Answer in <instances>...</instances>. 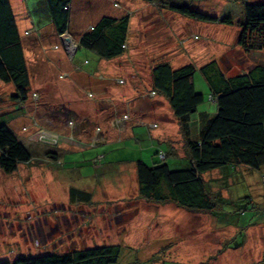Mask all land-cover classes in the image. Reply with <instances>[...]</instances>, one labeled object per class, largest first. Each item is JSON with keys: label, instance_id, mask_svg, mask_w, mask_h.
<instances>
[{"label": "rangeland", "instance_id": "rangeland-1", "mask_svg": "<svg viewBox=\"0 0 264 264\" xmlns=\"http://www.w3.org/2000/svg\"><path fill=\"white\" fill-rule=\"evenodd\" d=\"M10 1L27 42L30 93L18 104L11 99L12 85L0 82V124L8 122L33 156L13 173L0 170V262L117 245V264H264V168L205 174L213 196L234 202L211 214L139 198L133 162L152 166L158 161L156 151L166 153L169 143L177 156L160 160L172 169L188 165L167 101L152 92L151 70L163 62L173 69L192 64L198 70L215 61L226 76H234L263 66L264 51L245 52L236 42L244 3L264 0H166L218 20L229 16L231 24L197 21L158 0H72L69 31L61 36L54 32L44 0H20L18 8ZM100 9L102 17L130 16L125 53L111 60L78 49L81 35L101 18ZM29 20L41 37L43 32L42 45L36 33L29 35L34 29ZM66 37L71 43L63 46ZM193 83L206 100L199 109L213 113L198 71ZM59 104L75 113L68 114ZM54 125L64 127L62 137H49ZM141 125L129 136L131 127ZM97 133L106 135L107 145L66 152L60 163L49 158L54 148L63 150V139L83 135L88 145ZM77 181L87 185L83 189L92 195L90 204L70 201V189H81Z\"/></svg>", "mask_w": 264, "mask_h": 264}, {"label": "trees", "instance_id": "trees-1", "mask_svg": "<svg viewBox=\"0 0 264 264\" xmlns=\"http://www.w3.org/2000/svg\"><path fill=\"white\" fill-rule=\"evenodd\" d=\"M71 1L44 0L58 36L69 31ZM158 1L197 21L232 22L229 16L218 20L187 5ZM129 22L130 16L101 17L81 35L78 49L82 48L104 60L122 56L126 49ZM236 43L245 52L264 51V3H244ZM25 45L27 42L18 31L10 0H0V82L12 85L14 93L11 99L18 104H23L30 93ZM197 71L208 88V100L215 109L213 113L199 109L206 100L194 87L193 79ZM151 85L152 92L167 101L179 128L188 165L179 169L170 168L165 159L177 156L170 144H167V151L163 154L164 161L160 160L157 152L158 161L152 166L142 160H134L138 197L157 205L173 204L193 213L216 214L222 206H232L234 202L230 199L210 193L203 176L223 168L229 171H235L237 167L252 171L264 168V65H255L246 72L226 76L215 61L198 70L192 64L173 69L169 63L163 62L152 68ZM54 149L49 150V158L56 163L59 155ZM32 156L33 153L17 138L10 124H0V170L6 174L13 173L20 163H30ZM102 158L105 159V156ZM98 161H94V166ZM69 197L72 203L90 204L92 199L90 193L73 188ZM231 222L226 220L227 224ZM239 235L244 243L243 233ZM120 256L121 247L112 245L73 249L62 254L54 252L19 257L0 264H117Z\"/></svg>", "mask_w": 264, "mask_h": 264}, {"label": "crops", "instance_id": "crops-1", "mask_svg": "<svg viewBox=\"0 0 264 264\" xmlns=\"http://www.w3.org/2000/svg\"><path fill=\"white\" fill-rule=\"evenodd\" d=\"M16 2H17V4H18V6H17V8L18 7H20V4H21V1L20 0H15ZM103 2H105V4H107V1L106 0H102ZM20 3V4H19ZM10 4H11V1H10ZM12 7V6H11ZM100 11V15H101V17H102V15H105V13L102 11V9H100L99 10ZM98 11V12H99ZM28 19H29V17H28ZM22 22H25L24 20L22 21ZM33 24V22H30V20L29 21H27V25L29 26V25H32ZM33 27H34V29H33V31H29V32H31V34L33 35V33H36L37 34V39H38V42L40 41V45H42V42H44V34H43V32H42V37L40 36V34H41V31L38 29V28H36L34 25H32ZM24 29H29V27H26L25 26V28ZM31 34H29V35H31ZM75 37H77V35H75ZM78 40H79V38H78ZM47 40L45 39V42H46ZM49 43V42H48ZM38 45H39V43H38ZM64 46V45H63ZM40 47V46H39ZM42 47V46H41ZM56 47V46H55ZM76 53V52H75ZM70 58V57H69ZM71 59V58H70ZM87 62V61H86ZM77 69V68H76ZM96 73V72H95ZM90 77V76H89ZM86 79H88V80H90V78H87L86 77ZM86 79L84 80V82H87L86 81ZM101 79H102V77H101ZM78 80H80V79H78ZM82 80V79H81ZM60 106H62V107H65V110L69 113H75L74 111H72V110H70V109H68L65 105H61V104H59ZM87 115V114H86ZM82 117H87L88 118V116H82ZM39 121H40V119H39ZM39 121H38V124H40L39 123ZM177 124V123H176ZM65 126H66V124H65ZM54 127H56V128H50L49 130H50V133L52 134V135H54V136H58V137H62V131H64L65 129H59V127H57L56 125H54ZM123 128H124V126H122ZM137 127H144V126H133V127H131L130 128V133H129V136H134V131H133V129L134 128H137ZM148 129H150L148 126H146ZM122 128V129H123ZM57 129V130H56ZM121 128H120V133H121V130H122ZM152 129V128H151ZM118 131V133H119V129L117 130ZM69 132V131H68ZM122 132H123V130H122ZM147 132V131H146ZM119 133V134H120ZM148 134V133H147ZM152 134V133H151ZM46 135V134H45ZM149 135V134H148ZM152 136V135H151ZM161 137V136H160ZM157 138V139H159V141H162V140H164V138ZM72 138V137H71ZM87 138V137H84L83 135H79V138H73L72 140H69V139H63L62 140V144H63V150H58V148L56 149L57 151H58V155H59V158H58V162L60 163V161H61V159H62V155L64 154V153H66V152H68V153H76V152H85V151H87V150H89L90 148H93V147H98V146H100V145H102V144H104V145H107L108 144V142H106L105 140H106V135L103 133V134H94L93 135V139L91 140H89V142L91 143V145H90V143H88V145H86L87 143V141L86 140H88V139H85ZM96 139L98 140V141H100V142H98V143H96L97 141H96ZM76 140V141H75ZM94 141H95V143H94ZM163 142V141H162ZM162 142H158V143H162ZM169 144V143H168ZM157 145H159V144H157ZM71 146L72 147H74V148H71ZM70 147V148H69ZM66 148H68V149H66ZM55 150V149H54ZM157 153H159V151H156ZM75 163H77V162H75ZM79 163L80 162H78L77 163V165L79 166ZM59 165V164H58ZM81 167H83V166H81ZM80 167V168H81ZM134 170H135V164H134ZM79 171H77L76 173H78ZM81 179V177H76V180H80ZM83 181V180H82ZM76 186H80L79 185V181H77V183H76ZM84 186L85 187H87V185H85V183H82L81 184V186H80V188L81 189H78V190H80V191H83V192H86V190H84L85 188H84ZM84 188V189H83ZM69 196V195H68ZM170 205V204H169Z\"/></svg>", "mask_w": 264, "mask_h": 264}, {"label": "water", "instance_id": "water-1", "mask_svg": "<svg viewBox=\"0 0 264 264\" xmlns=\"http://www.w3.org/2000/svg\"><path fill=\"white\" fill-rule=\"evenodd\" d=\"M67 43H71V40L68 38V37H66V38H63L62 39V44L63 45H65V44H67ZM70 52V51H69ZM71 53V52H70ZM75 54V52H72L71 53V55L73 56Z\"/></svg>", "mask_w": 264, "mask_h": 264}, {"label": "built area", "instance_id": "built-area-1", "mask_svg": "<svg viewBox=\"0 0 264 264\" xmlns=\"http://www.w3.org/2000/svg\"><path fill=\"white\" fill-rule=\"evenodd\" d=\"M44 136H45V134H44ZM49 137H54V135L53 136H49ZM159 158H164V155L163 154H160Z\"/></svg>", "mask_w": 264, "mask_h": 264}, {"label": "bare ground", "instance_id": "bare-ground-1", "mask_svg": "<svg viewBox=\"0 0 264 264\" xmlns=\"http://www.w3.org/2000/svg\"><path fill=\"white\" fill-rule=\"evenodd\" d=\"M73 43V42H72Z\"/></svg>", "mask_w": 264, "mask_h": 264}]
</instances>
